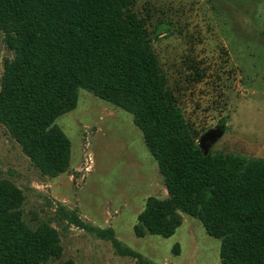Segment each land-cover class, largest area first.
Masks as SVG:
<instances>
[{
  "label": "trees",
  "instance_id": "trees-1",
  "mask_svg": "<svg viewBox=\"0 0 264 264\" xmlns=\"http://www.w3.org/2000/svg\"><path fill=\"white\" fill-rule=\"evenodd\" d=\"M134 4L0 0V35L14 53L1 75L0 123L43 175L56 177L71 159V141L56 119L76 108L80 88L125 109L167 189L165 197H147L135 235L170 237L188 214L220 238L222 264H264V159L204 153ZM24 201L15 182L0 178V264H43L62 255L58 229L50 221L31 226ZM57 213L137 264H155L112 227L91 225L62 204Z\"/></svg>",
  "mask_w": 264,
  "mask_h": 264
},
{
  "label": "rangeland",
  "instance_id": "rangeland-1",
  "mask_svg": "<svg viewBox=\"0 0 264 264\" xmlns=\"http://www.w3.org/2000/svg\"><path fill=\"white\" fill-rule=\"evenodd\" d=\"M162 67L186 117L199 132L222 125L212 153L264 159V0H135ZM14 56L0 35V81ZM75 109L56 119L71 141L68 171L50 177L35 167L0 123V178L24 192V218L50 221L60 258L43 264H137L96 232L69 224L60 204L87 223L112 227L126 245L155 264H222L220 238L183 214L170 237H137L134 224L148 196H167L156 159L133 115L80 88ZM37 218V219H34Z\"/></svg>",
  "mask_w": 264,
  "mask_h": 264
},
{
  "label": "water",
  "instance_id": "water-1",
  "mask_svg": "<svg viewBox=\"0 0 264 264\" xmlns=\"http://www.w3.org/2000/svg\"><path fill=\"white\" fill-rule=\"evenodd\" d=\"M224 133V129L221 126H217L206 131L201 135L199 139V144L204 150V153L207 154L210 151L211 146L220 138Z\"/></svg>",
  "mask_w": 264,
  "mask_h": 264
}]
</instances>
